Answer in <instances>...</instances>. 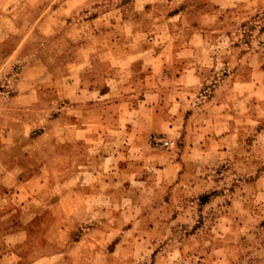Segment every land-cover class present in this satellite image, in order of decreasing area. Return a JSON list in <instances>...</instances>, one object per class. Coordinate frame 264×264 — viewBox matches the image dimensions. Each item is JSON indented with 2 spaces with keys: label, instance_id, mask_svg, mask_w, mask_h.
I'll return each instance as SVG.
<instances>
[{
  "label": "rangeland",
  "instance_id": "1",
  "mask_svg": "<svg viewBox=\"0 0 264 264\" xmlns=\"http://www.w3.org/2000/svg\"><path fill=\"white\" fill-rule=\"evenodd\" d=\"M178 55L195 59L186 82L196 86L182 96L187 126L168 128L165 112L152 122L135 108L155 83L173 85L160 74L181 71L169 63ZM250 68L264 71V0H0V185L41 183L47 188L33 196L44 201L54 186L63 200L38 225L44 246L27 256L62 247L60 264H264V99L251 115L246 96L257 89L232 76ZM105 88L113 91L95 94ZM223 100L247 109L231 120L236 143L226 154L190 117ZM64 114L75 124H51ZM64 136L83 141L69 146L66 184L63 159L38 176L36 165H17L18 152L61 151ZM80 154L108 161L98 169Z\"/></svg>",
  "mask_w": 264,
  "mask_h": 264
},
{
  "label": "crops",
  "instance_id": "2",
  "mask_svg": "<svg viewBox=\"0 0 264 264\" xmlns=\"http://www.w3.org/2000/svg\"><path fill=\"white\" fill-rule=\"evenodd\" d=\"M172 16H167L164 19L170 20ZM98 20V18H96ZM102 36L103 31L100 32ZM189 47L192 51H197L200 48V45L198 42H193L192 40H189ZM134 45V44H133ZM87 46V42L81 44V49ZM114 46V45H113ZM142 46V45H140ZM146 46V45H145ZM147 49L151 48L150 43H147ZM181 48L185 49V46H182ZM78 59H76L77 61ZM194 58H188V57H181V56H175L169 61L170 64H180L181 71H177L176 73L172 72H163L161 75L162 78L168 79L170 82L173 83V85L169 87H163V85H160L158 83H155L156 85L153 86V88H148L146 91L143 92L142 98L139 100V105L136 110H139V108H144L146 111H149L151 120H157L158 116L160 115L159 112L163 111L165 112V116L163 115L164 120L167 121V126L170 128L171 126L178 127V124L181 122V127L183 125L187 126V120H184L185 116L181 113V110H185L187 103L184 100V94H187L188 91L190 92L195 84H188L186 81L188 80V77L192 76L191 74L187 73L189 65L194 64ZM248 60V59H247ZM244 62L245 64H248ZM78 62V61H77ZM165 68V66H163ZM118 68L115 69V72L118 71ZM147 73H151V71H148ZM244 71L242 69L236 71L234 74H232L233 77H237V81H239L240 84H247L250 83V85H255V89L257 91L255 93H248L247 101L251 105V115L253 112L258 111L261 106V99L262 94L260 92V85L262 84L263 77H264V71L258 72V69L250 68L248 75H243ZM82 78L84 75L81 76ZM194 79L197 81V84H201L202 80L204 79V75L201 74V72H198L195 70V74H193ZM116 78V75H109L106 80V86H109L110 83L108 81H112ZM152 76L149 74L148 76H145L146 79H151ZM89 79V78H88ZM86 79V80H88ZM256 80L254 84H251L252 81ZM91 80V79H89ZM88 80V81H89ZM261 80V82H259ZM143 81V80H141ZM200 82V83H199ZM88 89L89 84H87ZM196 86V85H195ZM230 89V88H229ZM113 91L112 88L110 89H99L97 93V96H100L101 98H104L105 95H108ZM89 92V90H87ZM187 92V93H186ZM120 94V93H119ZM226 100H223V102L218 101V103L214 101H208L202 108H199V111H202L204 109V112L202 115L195 114L196 110H193L194 114H192L190 117L198 116V124L200 125L199 130L203 131V136L209 143H214L217 147L218 153L220 154H226V149H229L230 146H232L234 143H236V140L234 139V133L235 130L232 128L231 120H235L242 114L243 112H246V106L243 108L240 107L238 112V109L236 111L234 110H228L226 109L227 104ZM116 106L121 107V103L118 101L115 104ZM221 106H225L221 107ZM88 107L87 109H89ZM211 108L213 111H211ZM257 108V109H256ZM86 109V110H87ZM245 109V110H244ZM85 111V108H81V112ZM158 112V114H156ZM173 113L175 115H169L167 113ZM210 112L214 113V115ZM206 113V115H205ZM238 114V115H237ZM209 115V116H208ZM162 117V116H161ZM253 117V116H252ZM211 118L210 120H208ZM204 120V121H203ZM58 123V124H56ZM75 124V121H73L71 118H69L68 115L64 114V120L59 121L56 120L55 123L51 122V124L59 125L63 128L71 127L72 124ZM80 123V120L78 121V124ZM196 124V123H195ZM77 125V124H76ZM78 126H81L78 125ZM194 127V126H193ZM218 128H221L218 131ZM196 133V131H195ZM210 140V141H209ZM54 143L55 141H48V143ZM62 152L58 151L52 152L50 157H42L38 153V155H33L31 153H16V163L17 165L22 163V166H29L30 163H32L35 168L29 169L31 175L38 176L41 175L43 169H51L49 165L52 164V161L57 157V159H63L64 161V168L63 170L67 172L64 175V183L66 184V181L71 179V153H68L69 146L74 143H80L83 144V141H73L72 139H69L68 137L64 136L63 140L61 141ZM47 143V144H48ZM56 143V142H55ZM194 143V142H193ZM208 150V147L206 148ZM89 158L87 157V154H80V158ZM93 159V162L95 165H97V168H101V163L104 161H108V156H101V158H89ZM120 161H116L117 167H120ZM43 163V164H41ZM67 163V164H66ZM29 164V165H28ZM41 165V166H40ZM128 166V164L126 163ZM122 165L120 170L116 173H124L126 171L127 166ZM27 167H23L22 172L27 171ZM37 167V168H36ZM129 167V166H128ZM109 175L107 177H110L111 186H116L119 183V180H116L115 173L113 171H109ZM127 173V172H126ZM48 174V172H47ZM127 175H129L127 173ZM3 177V173L1 174ZM0 176V177H1ZM1 179V178H0ZM21 184V185H20ZM22 182H19V185L15 186L14 189H8L6 187H2L0 185V230L3 229L4 231H0V264H60V258L59 256H62L64 254V248L55 249L54 251L43 254L41 256H37L34 258H29L27 256L28 254L25 253L26 251H31L30 249H39L41 246H44L45 241H43V236L41 235V231L38 228V225L45 224L50 219V209L55 208L56 206H61L62 201L61 197L58 196L55 197V187L52 186L53 195L49 200H45L39 198V196L35 197L33 194H36L37 192H40L38 190H42V188H47L46 185H43L41 183L35 184L31 187H25V185H22ZM39 188V189H36ZM41 188V189H40ZM113 189V188H112ZM72 191L71 187H65L63 189V196H64V206L69 205L68 201L70 199L66 198V194L70 193ZM97 208V207H95ZM88 221V220H87ZM85 221V222H87Z\"/></svg>",
  "mask_w": 264,
  "mask_h": 264
},
{
  "label": "built area",
  "instance_id": "3",
  "mask_svg": "<svg viewBox=\"0 0 264 264\" xmlns=\"http://www.w3.org/2000/svg\"><path fill=\"white\" fill-rule=\"evenodd\" d=\"M165 145H166V143H165Z\"/></svg>",
  "mask_w": 264,
  "mask_h": 264
}]
</instances>
